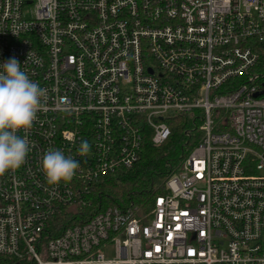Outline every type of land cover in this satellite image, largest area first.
Segmentation results:
<instances>
[{
    "label": "built area",
    "instance_id": "2783aa9c",
    "mask_svg": "<svg viewBox=\"0 0 264 264\" xmlns=\"http://www.w3.org/2000/svg\"><path fill=\"white\" fill-rule=\"evenodd\" d=\"M263 41L264 0H0V65L15 57L48 97L0 176V264H264ZM175 115L199 137L165 192L94 203ZM49 149L80 163L71 181L47 183Z\"/></svg>",
    "mask_w": 264,
    "mask_h": 264
},
{
    "label": "clouds",
    "instance_id": "9594fccd",
    "mask_svg": "<svg viewBox=\"0 0 264 264\" xmlns=\"http://www.w3.org/2000/svg\"><path fill=\"white\" fill-rule=\"evenodd\" d=\"M47 98V89L31 80L15 57L0 65V176L26 162L32 145L28 133ZM21 130L23 137L18 134ZM90 149V144L82 141L78 151L85 156ZM79 167L77 160L59 149H49L41 160L49 185L71 181Z\"/></svg>",
    "mask_w": 264,
    "mask_h": 264
},
{
    "label": "trees",
    "instance_id": "16d2710c",
    "mask_svg": "<svg viewBox=\"0 0 264 264\" xmlns=\"http://www.w3.org/2000/svg\"><path fill=\"white\" fill-rule=\"evenodd\" d=\"M258 60L253 71L264 75V41L254 44ZM170 133L159 145H153L149 136L143 141L140 158L130 168L108 175L91 194L94 203L101 207H126L136 204L147 209L156 196L163 194L164 182L180 159L197 142L199 123L188 115H175L165 119ZM191 130L190 133L186 131ZM97 207V205H96ZM98 209V207H97ZM55 234H59L56 232Z\"/></svg>",
    "mask_w": 264,
    "mask_h": 264
}]
</instances>
